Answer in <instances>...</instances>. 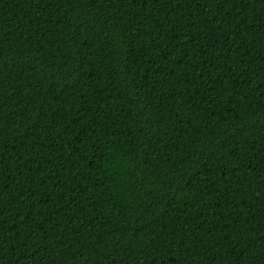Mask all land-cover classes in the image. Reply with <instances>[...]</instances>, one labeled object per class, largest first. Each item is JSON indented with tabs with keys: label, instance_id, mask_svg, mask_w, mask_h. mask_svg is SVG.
I'll list each match as a JSON object with an SVG mask.
<instances>
[{
	"label": "trees",
	"instance_id": "trees-1",
	"mask_svg": "<svg viewBox=\"0 0 264 264\" xmlns=\"http://www.w3.org/2000/svg\"><path fill=\"white\" fill-rule=\"evenodd\" d=\"M0 264H264V0H0Z\"/></svg>",
	"mask_w": 264,
	"mask_h": 264
}]
</instances>
